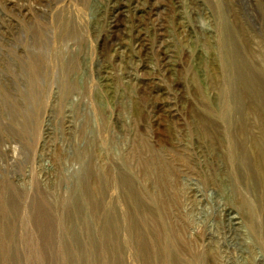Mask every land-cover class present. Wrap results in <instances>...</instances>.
Segmentation results:
<instances>
[{
	"label": "rangeland",
	"instance_id": "rangeland-1",
	"mask_svg": "<svg viewBox=\"0 0 264 264\" xmlns=\"http://www.w3.org/2000/svg\"><path fill=\"white\" fill-rule=\"evenodd\" d=\"M124 1L0 0V264H264V0Z\"/></svg>",
	"mask_w": 264,
	"mask_h": 264
},
{
	"label": "bare ground",
	"instance_id": "bare-ground-1",
	"mask_svg": "<svg viewBox=\"0 0 264 264\" xmlns=\"http://www.w3.org/2000/svg\"><path fill=\"white\" fill-rule=\"evenodd\" d=\"M124 1V0H123ZM127 1V0H126ZM125 2V1H124ZM85 3V2H84ZM87 6V5H86ZM72 8V7H71ZM77 10V9H76ZM61 11V10H60ZM63 11H64V9H63ZM69 12V11H68ZM75 12V11H74ZM76 12H78V10L76 11ZM73 13V12H72ZM79 13V12H78ZM70 14V13H69ZM80 14V13H79ZM73 16V15H72ZM75 16V15H74ZM82 16V15H81ZM117 19V18H116ZM124 19V18H123ZM72 21V20H71ZM74 21H75V19H74ZM80 21H82V20H80ZM116 22V21H115ZM73 26H74V24H73ZM74 28V27H73ZM83 28V27H82ZM110 28V27H109ZM72 30V29H71ZM117 30V29H116ZM68 33V32H67ZM36 36V35H35ZM104 38V37H103ZM106 40H108V39H106ZM113 40V39H112ZM117 40V39H116ZM106 48H107V46H106ZM67 92V91H66ZM231 238V237H230ZM234 245V244H233ZM218 249V248H217ZM251 250V249H250ZM256 252V251H255ZM242 253V252H241ZM248 254V253H247ZM261 257V256H260ZM231 261V260H230Z\"/></svg>",
	"mask_w": 264,
	"mask_h": 264
}]
</instances>
